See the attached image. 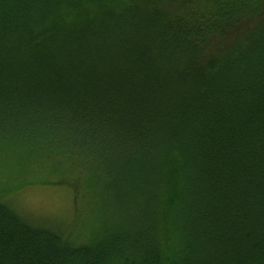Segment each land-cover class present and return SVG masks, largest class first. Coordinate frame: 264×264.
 <instances>
[{"label": "trees", "instance_id": "16d2710c", "mask_svg": "<svg viewBox=\"0 0 264 264\" xmlns=\"http://www.w3.org/2000/svg\"><path fill=\"white\" fill-rule=\"evenodd\" d=\"M3 153L50 156L96 224L0 189V264H264V0H0Z\"/></svg>", "mask_w": 264, "mask_h": 264}, {"label": "rangeland", "instance_id": "374dc122", "mask_svg": "<svg viewBox=\"0 0 264 264\" xmlns=\"http://www.w3.org/2000/svg\"><path fill=\"white\" fill-rule=\"evenodd\" d=\"M51 162L50 156L29 160L0 154V189L7 191L6 200L27 220L49 224L65 235L82 237L96 224L95 207L82 194L74 204L75 195L70 185L40 183L42 179L57 177L49 170ZM28 181L31 182L26 183ZM115 225L105 220L87 237L77 238L76 243L88 247L96 244L95 236L107 233Z\"/></svg>", "mask_w": 264, "mask_h": 264}]
</instances>
